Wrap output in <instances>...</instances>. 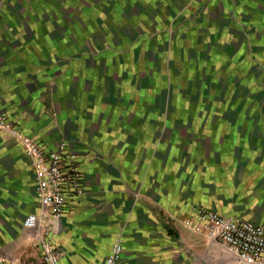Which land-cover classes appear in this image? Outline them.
<instances>
[{
  "label": "crops",
  "instance_id": "0c3cea01",
  "mask_svg": "<svg viewBox=\"0 0 264 264\" xmlns=\"http://www.w3.org/2000/svg\"><path fill=\"white\" fill-rule=\"evenodd\" d=\"M174 1L136 3L146 10L140 16L152 17ZM131 2L0 0V115L44 148L69 144L80 156L84 192L68 204L52 240L61 264H105L117 240L123 245L118 264H233L205 231H195L198 211L264 227V165L252 166L244 156L264 154V141L246 128L248 145L238 161L234 141L223 140L221 130L192 143L170 130L175 139L167 140L168 118H158L166 103L134 100L133 78L145 72L141 53L146 44L160 47V36L149 39L155 22L138 23L135 14L123 24L128 32L119 26L117 16ZM263 9L261 1L254 14ZM165 27L162 21L153 31ZM179 44L190 50L187 41ZM142 78L151 92L166 87L148 69ZM212 123L195 124L198 130ZM35 180L24 142L0 128V260L11 264H43L39 244L24 228L27 216L43 212Z\"/></svg>",
  "mask_w": 264,
  "mask_h": 264
},
{
  "label": "rangeland",
  "instance_id": "374dc122",
  "mask_svg": "<svg viewBox=\"0 0 264 264\" xmlns=\"http://www.w3.org/2000/svg\"><path fill=\"white\" fill-rule=\"evenodd\" d=\"M128 1L131 4L134 1V5L117 16L119 26L128 32L123 24L135 14L138 23L146 19L155 22L151 24L149 39L160 36L157 43L160 47L146 44L144 51L148 54L141 53L144 58L139 62H145L142 74L147 69L153 71L158 79L164 78L166 87L158 88L157 93L151 92L149 82L138 72L133 78L138 93L134 100L146 102L159 97L166 103L164 116L161 110L158 118H168L167 140L171 135L175 139L173 131H180L188 142L192 139V143L195 138L203 142L208 133L211 135L209 130H213L212 136L221 130L226 137L223 140L234 141L233 156H238L242 146L248 145L244 139L246 128L258 131L261 137L257 141H264V9L261 14H254L257 4L264 0H175L173 6L166 5L165 11L156 10L152 17L140 16L146 11L144 5L136 0ZM162 21L166 27L158 34L153 30ZM126 36L132 38L129 33ZM181 41H187L186 47L190 50L180 45ZM116 43L120 44L117 38ZM207 62L209 70L205 74ZM116 98L119 102L122 100L121 95ZM242 101L247 107H241ZM206 118L213 125H200L199 134L195 123L205 122ZM0 128L9 130L18 139L19 136L26 138L6 114L0 115ZM253 142L258 143L255 139ZM200 148L205 154L206 150ZM244 156H250L252 166L264 165V154L245 153ZM245 161L240 164L246 165L248 161Z\"/></svg>",
  "mask_w": 264,
  "mask_h": 264
},
{
  "label": "built area",
  "instance_id": "2783aa9c",
  "mask_svg": "<svg viewBox=\"0 0 264 264\" xmlns=\"http://www.w3.org/2000/svg\"><path fill=\"white\" fill-rule=\"evenodd\" d=\"M27 155L34 161L36 194L43 208L40 215L31 214L24 220V228L31 231L42 252L43 264H61L53 238L68 204L84 192V173L80 156L69 144L48 150L28 138L19 136ZM199 226L216 241L233 264H264V227L239 218L224 217L209 210L198 211ZM123 245L117 240L105 264H118ZM0 264H11L0 260Z\"/></svg>",
  "mask_w": 264,
  "mask_h": 264
},
{
  "label": "trees",
  "instance_id": "16d2710c",
  "mask_svg": "<svg viewBox=\"0 0 264 264\" xmlns=\"http://www.w3.org/2000/svg\"><path fill=\"white\" fill-rule=\"evenodd\" d=\"M168 229V228H167ZM170 231V230H169Z\"/></svg>",
  "mask_w": 264,
  "mask_h": 264
}]
</instances>
